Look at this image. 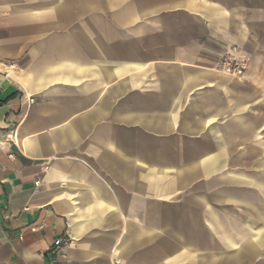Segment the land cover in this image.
I'll list each match as a JSON object with an SVG mask.
<instances>
[{
    "label": "crops",
    "instance_id": "0c3cea01",
    "mask_svg": "<svg viewBox=\"0 0 264 264\" xmlns=\"http://www.w3.org/2000/svg\"><path fill=\"white\" fill-rule=\"evenodd\" d=\"M0 264H264V0H0Z\"/></svg>",
    "mask_w": 264,
    "mask_h": 264
},
{
    "label": "built area",
    "instance_id": "2783aa9c",
    "mask_svg": "<svg viewBox=\"0 0 264 264\" xmlns=\"http://www.w3.org/2000/svg\"><path fill=\"white\" fill-rule=\"evenodd\" d=\"M248 69V62L246 60H238L235 58L225 57L217 65V70L221 73L232 75V76H242ZM34 103V100H30ZM63 246V242L58 240L55 243V248L60 249Z\"/></svg>",
    "mask_w": 264,
    "mask_h": 264
},
{
    "label": "rangeland",
    "instance_id": "374dc122",
    "mask_svg": "<svg viewBox=\"0 0 264 264\" xmlns=\"http://www.w3.org/2000/svg\"><path fill=\"white\" fill-rule=\"evenodd\" d=\"M214 69H215L216 71H218V70H217V67H215Z\"/></svg>",
    "mask_w": 264,
    "mask_h": 264
}]
</instances>
